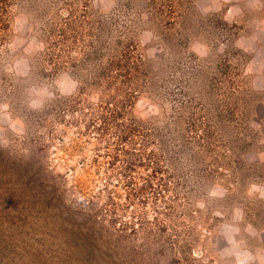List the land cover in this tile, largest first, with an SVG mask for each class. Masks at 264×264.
<instances>
[{
  "label": "rangeland",
  "instance_id": "obj_1",
  "mask_svg": "<svg viewBox=\"0 0 264 264\" xmlns=\"http://www.w3.org/2000/svg\"><path fill=\"white\" fill-rule=\"evenodd\" d=\"M253 184L264 0H0V264H264Z\"/></svg>",
  "mask_w": 264,
  "mask_h": 264
},
{
  "label": "clouds",
  "instance_id": "obj_2",
  "mask_svg": "<svg viewBox=\"0 0 264 264\" xmlns=\"http://www.w3.org/2000/svg\"><path fill=\"white\" fill-rule=\"evenodd\" d=\"M56 88L61 92V94H70L68 89L71 87L73 90L75 88V82L71 81V78L64 74L61 78H58L55 82ZM31 95L35 98L31 99L30 107L40 108L46 102V99H51L53 97V93L49 91L48 87H41L39 89H32ZM251 190L261 195V198H264V187L253 184L251 186ZM214 197L222 198L225 195V190L221 188H216L211 193ZM242 212L239 209H236V218L242 219ZM233 235L229 238V244L233 246L232 249H226L225 253L229 255H233L235 257L234 264H255L257 260V255H254L252 251L243 249L240 250L236 246V241L234 239V234L239 232L238 228H233Z\"/></svg>",
  "mask_w": 264,
  "mask_h": 264
},
{
  "label": "trees",
  "instance_id": "obj_3",
  "mask_svg": "<svg viewBox=\"0 0 264 264\" xmlns=\"http://www.w3.org/2000/svg\"><path fill=\"white\" fill-rule=\"evenodd\" d=\"M116 127V125H115ZM117 128V127H116ZM133 153L130 154V157L128 159H126V161H123V164L124 165H116V162H117V157L116 156H113L112 159L114 163H109V165H116L115 167L112 166V169L113 171L115 172L114 174L116 175L117 173H120L119 170H124L125 172H129L131 173L132 171H135V169L141 167L142 165L139 163V159H138V149L134 148L133 149ZM153 161V160H152ZM154 162V161H153ZM153 164V163H152ZM152 164L150 163H146L143 167L145 168H151V170L154 172V173H157V171L155 170L156 167L155 166H152ZM115 175H112V176H115ZM146 183L150 184L151 182L150 181H146Z\"/></svg>",
  "mask_w": 264,
  "mask_h": 264
}]
</instances>
